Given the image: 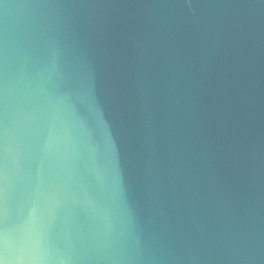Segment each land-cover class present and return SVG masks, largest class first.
I'll list each match as a JSON object with an SVG mask.
<instances>
[{
  "label": "water",
  "instance_id": "obj_1",
  "mask_svg": "<svg viewBox=\"0 0 264 264\" xmlns=\"http://www.w3.org/2000/svg\"><path fill=\"white\" fill-rule=\"evenodd\" d=\"M5 264H264V0H0Z\"/></svg>",
  "mask_w": 264,
  "mask_h": 264
},
{
  "label": "snow or ice",
  "instance_id": "obj_2",
  "mask_svg": "<svg viewBox=\"0 0 264 264\" xmlns=\"http://www.w3.org/2000/svg\"><path fill=\"white\" fill-rule=\"evenodd\" d=\"M0 264H5V260L2 256H0Z\"/></svg>",
  "mask_w": 264,
  "mask_h": 264
}]
</instances>
